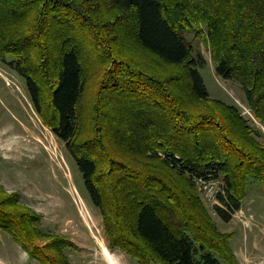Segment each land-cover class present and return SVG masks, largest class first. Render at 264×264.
<instances>
[{
  "label": "trees",
  "instance_id": "16d2710c",
  "mask_svg": "<svg viewBox=\"0 0 264 264\" xmlns=\"http://www.w3.org/2000/svg\"><path fill=\"white\" fill-rule=\"evenodd\" d=\"M191 33L264 125V0H0V58L73 156L108 246L137 264H239L195 179H220L226 222L264 185V141L210 97ZM41 218L0 184V230L40 264H71L76 245Z\"/></svg>",
  "mask_w": 264,
  "mask_h": 264
},
{
  "label": "rangeland",
  "instance_id": "374dc122",
  "mask_svg": "<svg viewBox=\"0 0 264 264\" xmlns=\"http://www.w3.org/2000/svg\"><path fill=\"white\" fill-rule=\"evenodd\" d=\"M187 36L194 53L200 52L205 58L199 71L210 97L237 105L263 142L264 125L253 116L242 86L236 80L218 76L205 41L193 33ZM11 58H0V184L8 192L17 191L21 204L42 214L40 227L44 232L64 236L76 245L65 249L71 264H111L107 250L114 264H137L123 250L108 246L100 210L73 156L42 121L25 79L12 67ZM195 185L220 230L234 233L230 245L239 264H264L263 183H248L241 208L227 222L214 209L210 190ZM0 264L40 263L29 257L10 234L0 230Z\"/></svg>",
  "mask_w": 264,
  "mask_h": 264
},
{
  "label": "built area",
  "instance_id": "2783aa9c",
  "mask_svg": "<svg viewBox=\"0 0 264 264\" xmlns=\"http://www.w3.org/2000/svg\"><path fill=\"white\" fill-rule=\"evenodd\" d=\"M219 181V182H217ZM195 182L200 184L204 188H208L210 190V196L214 203H218L217 195L222 190V182L219 179H202V178H196ZM210 199V200H211Z\"/></svg>",
  "mask_w": 264,
  "mask_h": 264
},
{
  "label": "bare ground",
  "instance_id": "6f19581e",
  "mask_svg": "<svg viewBox=\"0 0 264 264\" xmlns=\"http://www.w3.org/2000/svg\"><path fill=\"white\" fill-rule=\"evenodd\" d=\"M105 254H106V257H107V259L109 260V262H110L111 264H114L115 262H114V259H113L112 255L110 254V252L107 250V251L105 252Z\"/></svg>",
  "mask_w": 264,
  "mask_h": 264
}]
</instances>
